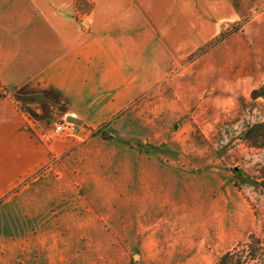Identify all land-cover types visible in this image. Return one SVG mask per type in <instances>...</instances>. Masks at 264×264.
Returning <instances> with one entry per match:
<instances>
[{"label":"crops","instance_id":"crops-1","mask_svg":"<svg viewBox=\"0 0 264 264\" xmlns=\"http://www.w3.org/2000/svg\"><path fill=\"white\" fill-rule=\"evenodd\" d=\"M263 85L264 0H0V198L19 187L9 203L24 233L66 227L82 190L99 211L140 210L145 264H211L209 206L233 201L221 166L264 162V148L241 139L264 121L252 97ZM71 120L77 136L44 139L41 129ZM29 195L42 198L38 214ZM194 197L208 217L176 234ZM230 206L237 237L258 228L244 200Z\"/></svg>","mask_w":264,"mask_h":264},{"label":"rangeland","instance_id":"rangeland-1","mask_svg":"<svg viewBox=\"0 0 264 264\" xmlns=\"http://www.w3.org/2000/svg\"><path fill=\"white\" fill-rule=\"evenodd\" d=\"M253 14L245 18L239 25L233 26L227 35L243 27L255 16ZM262 100L264 104V99L262 98ZM262 122L264 121L257 123ZM69 123L76 125L72 121ZM257 123L249 125L242 134L241 139L248 148L263 149L264 146L254 147L252 145V142L254 143L256 140V134L253 135V139L250 141H245L244 139L245 132ZM54 125L55 122L50 128L41 129V132L43 134L47 133L54 128ZM194 129L195 132L192 139L198 142H205L200 131L195 127ZM260 134L261 137L256 143L264 142V134ZM106 137L108 135L104 134V138ZM129 145L132 147L131 144ZM135 145L137 146L136 149L144 152L149 146L141 145V147L139 144ZM260 165H263V167H258ZM50 167L51 164L49 163L47 166L33 172V174L24 177L20 182L21 186L28 183L31 179L45 174L47 170L50 171ZM221 168L228 172V201L231 199L233 201L228 203H211L209 206L210 217H208L207 206L206 211H204L205 209L202 212L197 211L198 198H192V205L185 210L181 209L178 213L175 233L179 234L181 223L183 222L184 226L188 227L189 224L192 229L194 225L198 224L200 219L208 217V219H211L210 221L213 225L210 228H204L202 235L204 236L207 232L209 236L210 245L206 244L204 249H208L211 254V264L214 262L218 264L219 258L222 255L242 244L248 245L242 249L245 252L236 254V260H238V255H240L239 257L243 258L244 264H264V162H262V159H259L255 165H252L251 162L242 161L239 164H235L233 161H226ZM245 169L249 170L250 173L248 175L242 174V178L233 177L235 176V171L237 173ZM215 186L216 184L212 182L211 187L216 189ZM15 189L19 190V187ZM14 190L0 198V202L4 206L0 210V264H145L144 261H140L138 258L142 252V245L140 243L142 239L138 237L140 230L137 226L143 217L138 208L128 214L121 210L118 211V207L115 209L111 208L110 212H108L107 208L109 207L105 205L104 209L99 211L95 204L97 198H92L90 195L81 196V194H84V191L81 190L79 197L74 198L76 200L75 208L68 209L64 217H61L66 227L50 229L30 228L21 233L20 227H17L20 223L17 218L14 219L13 217L16 213H12L10 210L12 205L9 202L13 197ZM27 194L22 193L20 195V203L21 200L22 204L26 203ZM217 198L219 197H212L211 201H217ZM238 198L244 200V204H247L248 208L254 212L259 224L258 228L249 235L244 229L243 232H246L241 238L237 237L236 228L230 222V219L234 216L233 206H230V203L235 204ZM41 199L40 196L34 198L32 195H29L31 207L34 210L39 209L32 214L35 215L41 212L39 205L42 202ZM220 208H225V212L223 209L219 211ZM87 209L89 211H85ZM79 210L81 211L80 215ZM19 215L16 214V216ZM184 216H187V218L183 220ZM243 216L245 219L246 216ZM54 217L57 220L59 219L57 214ZM221 218L228 222L226 227L218 226V220ZM188 229L190 228L188 227ZM80 239L82 240V244L76 243ZM164 248L172 249L173 247L172 245H166ZM253 254L255 256L251 257ZM248 256L251 259H247ZM174 263L182 262L176 261ZM232 264H235V261Z\"/></svg>","mask_w":264,"mask_h":264},{"label":"trees","instance_id":"trees-1","mask_svg":"<svg viewBox=\"0 0 264 264\" xmlns=\"http://www.w3.org/2000/svg\"><path fill=\"white\" fill-rule=\"evenodd\" d=\"M252 97L254 99L257 98H263L264 99V85L262 87H260L257 90H254L252 92ZM264 134V122L262 123H257L253 126H251L244 134V139L245 141H250L253 139V135L256 134V140L252 145L254 147H262L264 146V142L263 143H256L258 141V139L261 137V134ZM248 244H242L237 246L236 248H234L233 250L228 251L227 253H225L224 255H222L219 258L218 264H232L235 261V264H244L245 262L243 261L242 257H239L240 255H238V260H236V254L238 253H242L243 251L245 252V250H242L245 248V246H247ZM255 255L253 254L251 257H254ZM249 258V256L247 257V259ZM251 259V258H249Z\"/></svg>","mask_w":264,"mask_h":264},{"label":"built area","instance_id":"built-area-1","mask_svg":"<svg viewBox=\"0 0 264 264\" xmlns=\"http://www.w3.org/2000/svg\"><path fill=\"white\" fill-rule=\"evenodd\" d=\"M55 135L75 137L77 136V126L69 122H58L54 125L53 133L44 134V139L51 141Z\"/></svg>","mask_w":264,"mask_h":264},{"label":"water","instance_id":"water-1","mask_svg":"<svg viewBox=\"0 0 264 264\" xmlns=\"http://www.w3.org/2000/svg\"><path fill=\"white\" fill-rule=\"evenodd\" d=\"M71 121H73V122H74L75 120H71Z\"/></svg>","mask_w":264,"mask_h":264}]
</instances>
